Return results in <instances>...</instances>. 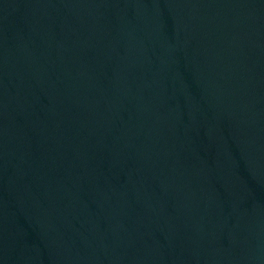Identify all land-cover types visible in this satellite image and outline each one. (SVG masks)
I'll return each instance as SVG.
<instances>
[{
	"label": "water",
	"instance_id": "water-1",
	"mask_svg": "<svg viewBox=\"0 0 264 264\" xmlns=\"http://www.w3.org/2000/svg\"><path fill=\"white\" fill-rule=\"evenodd\" d=\"M0 264H264V0H0Z\"/></svg>",
	"mask_w": 264,
	"mask_h": 264
}]
</instances>
